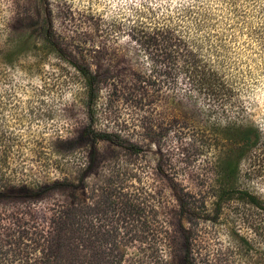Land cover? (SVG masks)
<instances>
[{"label": "rangeland", "instance_id": "374dc122", "mask_svg": "<svg viewBox=\"0 0 264 264\" xmlns=\"http://www.w3.org/2000/svg\"><path fill=\"white\" fill-rule=\"evenodd\" d=\"M262 15L264 0H0L8 175L50 185L0 202V264H264Z\"/></svg>", "mask_w": 264, "mask_h": 264}, {"label": "trees", "instance_id": "16d2710c", "mask_svg": "<svg viewBox=\"0 0 264 264\" xmlns=\"http://www.w3.org/2000/svg\"><path fill=\"white\" fill-rule=\"evenodd\" d=\"M3 31H4V27L0 31V34ZM248 31L249 33L252 32L257 36L256 41H258L261 44V46L264 48V23H261V25H259L256 30L252 31L248 29ZM9 36L10 38L8 40L12 41L13 38L20 39L22 34L13 35V33L11 32V35ZM42 39L47 45L53 48L54 52L60 58L67 61L68 63H71V65H73V67H75L80 72V74L84 77L87 86L89 87V91L92 92L94 86L98 81L95 74L91 72L90 68L86 65H79L76 62V59L74 58L75 56L72 53H67V49L63 47L55 39L54 34L52 33L51 30L44 29L42 32ZM67 55H69V57H67ZM6 58L5 61L3 62H9L8 59ZM215 73L217 74V71ZM208 88H212V87L209 86ZM88 128H89V133H91L92 131L90 129V125ZM6 133H7V129H4L2 126H0V202L2 201L7 202L11 200H22V199H36L41 195L45 194L49 190L50 185L44 183H38L36 181L32 182L31 184L30 183L26 184L22 181H18V182L13 181L11 176L8 175V169L10 164L7 159L6 153L8 152V149L10 148L11 144L8 143L9 136H7ZM9 133H11V131H9ZM238 136L245 145H253L256 143L258 139V133L256 132L255 129H253L250 126L238 129ZM56 245L58 248H60V244H56Z\"/></svg>", "mask_w": 264, "mask_h": 264}]
</instances>
